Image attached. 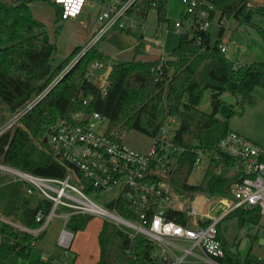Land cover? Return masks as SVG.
I'll return each mask as SVG.
<instances>
[{"label": "trees", "instance_id": "trees-1", "mask_svg": "<svg viewBox=\"0 0 264 264\" xmlns=\"http://www.w3.org/2000/svg\"><path fill=\"white\" fill-rule=\"evenodd\" d=\"M34 1H0V105L9 116L47 90L82 49L76 46L54 67L57 47L51 42L45 24L34 16L30 7ZM168 1L139 0L130 13L146 17L156 11L158 23L162 24L168 21ZM208 1L221 17L232 18L239 25L255 27L254 16L264 17V5L252 0ZM54 7L57 21L62 23V11ZM224 32L225 29L220 28L219 39L214 45L210 43L208 31L181 34L178 46L168 58L162 56L153 61L113 59L100 50L98 43L26 115L23 127L16 129L12 139L11 134L0 139V163L43 177L63 178L65 167L51 158L44 143L51 127L60 118L69 119L77 112H98L109 119L110 131H136L152 137L171 115L180 121L175 143L188 150L172 181L175 192L190 200L197 196L229 199L231 188L240 182L239 176L232 172L237 160L222 153L219 143L231 132L229 122L236 111L221 96L229 92L239 97L242 105L255 103V89L264 88V62L238 66L219 48ZM200 36L202 42L198 43ZM102 41L118 51L134 50L136 55L145 54L148 48L143 34L118 27ZM95 62L113 69L104 86L105 95L102 84H94L86 78ZM207 90L212 92L211 113L199 109ZM85 100H88L86 106ZM4 119L1 118L0 123ZM200 151L209 158V169L220 166L222 171L195 185L189 181ZM27 189L20 183L0 186V215L28 228H37L36 214L40 210L49 211L50 203L34 192L29 194ZM233 214L239 218L240 225L246 221L257 225L261 219L254 210L239 209L228 216ZM167 217L182 224L188 220L186 214L176 211L169 212ZM92 220L89 216H75L68 227L77 234L85 231ZM218 232L226 253L224 264H253L250 259L242 260L233 254L220 229ZM43 235L33 236L0 220V264H10L11 259H29L36 251L32 243ZM98 244L97 264H157L153 257L155 245L151 241L136 237L131 242L109 222L103 223ZM33 264H52V260H43L39 253Z\"/></svg>", "mask_w": 264, "mask_h": 264}, {"label": "built area", "instance_id": "built-area-1", "mask_svg": "<svg viewBox=\"0 0 264 264\" xmlns=\"http://www.w3.org/2000/svg\"><path fill=\"white\" fill-rule=\"evenodd\" d=\"M46 1L60 8L64 19H77L85 8L97 7L98 30L47 90L0 123V139L6 134H11L12 139L26 115L114 27L136 32L134 18L138 15L130 11L139 0ZM183 4L186 19L176 23L177 32H207L215 19L219 27L224 28L227 18L221 17L210 1L183 0ZM159 36L156 31L154 37ZM144 41L148 43L149 38L144 36ZM201 42L200 36L198 43ZM156 46L160 47V44L156 42ZM219 48L227 53L226 46ZM107 69V65L95 62L86 78L94 84H102ZM103 94H106L105 87ZM83 104L88 105V100ZM179 127L178 117L167 116L157 134L150 137L152 143L148 150L137 151L124 144L122 132L110 131L109 119L98 112H77L69 119L60 118L51 127L45 144L51 158L65 167L63 178L43 177L0 163L1 176L12 183L25 185L29 194L34 192L50 203L49 211L40 210L36 214L37 228H28L1 215L0 220L17 230L39 236L53 225L54 220L60 219L63 228L57 246L63 250L62 264H73L71 250L76 234L68 225L75 216L109 222L131 242L136 237L151 241L155 245L153 257L157 264H224L226 253L218 232L223 218L239 209L257 211L264 218V145L234 131L220 141V151L237 160L232 172L239 176L240 182L231 188L229 199L215 198L224 205L225 211L220 217L213 218L206 212L205 203L214 198L197 196L190 200L172 187L182 156L188 151L175 143ZM205 162H209V158L200 151L193 173L202 170ZM217 170L222 171L220 166ZM105 194L114 195L106 204L108 210L95 201ZM173 211L186 214L187 223L169 220L168 213ZM36 245L37 241H34L32 247Z\"/></svg>", "mask_w": 264, "mask_h": 264}, {"label": "rangeland", "instance_id": "rangeland-1", "mask_svg": "<svg viewBox=\"0 0 264 264\" xmlns=\"http://www.w3.org/2000/svg\"><path fill=\"white\" fill-rule=\"evenodd\" d=\"M30 7L34 16L45 24L51 42L55 43L57 47L53 59L54 67L60 65L76 46H85L89 43L98 30L99 9L97 7L85 8L77 19H63L62 23L57 21L58 13L51 2L36 0ZM185 14L186 9L183 0H169L167 4L168 21L165 23H158L156 11H151L146 17L136 16L134 18L137 24L136 33L149 38L147 44L150 50L145 54L136 55L134 50L118 51L104 41L99 42L98 47L101 51L110 55L111 58L122 61L135 59L153 61L162 56L168 58V55L178 46L180 36L183 34L176 31L175 25L185 21ZM216 20L208 30L212 45L219 39L220 27L217 24L218 20ZM253 24L255 27L239 25L232 18L226 19L221 45L227 47V57L238 66L264 62V36L262 34V32L264 33V17L254 16ZM141 26H145V28L141 29ZM156 31L160 33L158 38L154 37ZM156 42L160 44V47L156 46ZM211 96L212 92L210 90L205 91L199 105L200 110L211 113ZM254 97L255 103H244V105L240 103L241 99L239 97L229 92L224 93L221 99L235 107L236 114L230 120L229 128L256 144L264 145V88L257 87L254 91ZM8 116L6 109L0 105V119L5 118L4 120H6ZM121 139L124 144L137 151L148 150L152 143L149 136L136 131L123 132ZM214 173H218L217 168L209 169V162H205L202 170L194 172L189 182L198 185ZM6 183H8V179L3 178L0 174V186ZM113 196V194H105L98 200L95 199V201L108 210L106 204ZM205 207L206 212L213 218L220 217L225 211L224 205L220 204L219 199L215 198L207 201ZM109 212L115 214L110 210ZM103 223L102 219L93 218L86 230L75 236L72 251L81 246L76 264H96L99 251L97 236L95 237V235ZM62 228V221L56 219L44 239L38 240L40 242L38 245L42 247L44 252L47 253L49 248H53L57 249L56 255H61L60 259H53L52 264H62L63 250L57 246L58 235ZM219 229L226 246L233 254L239 256L242 260L248 258L253 264H264V245L260 244V240H264V218H261L257 225L249 221L240 225L239 218L233 214L223 218ZM38 258L39 253L33 251L29 259H11L10 264H33Z\"/></svg>", "mask_w": 264, "mask_h": 264}, {"label": "crops", "instance_id": "crops-1", "mask_svg": "<svg viewBox=\"0 0 264 264\" xmlns=\"http://www.w3.org/2000/svg\"><path fill=\"white\" fill-rule=\"evenodd\" d=\"M256 3H258V4H261V5H264V0H254ZM34 14V13H33ZM148 16V15H147ZM83 23V22H82ZM149 48V49H148ZM148 48H147V51H149L150 50V47L148 46ZM232 131V130H231ZM235 132V131H234ZM236 133H238V132H236ZM239 134V133H238ZM3 177V176H2ZM3 178H5V177H3ZM8 183H12L11 181H8ZM7 184V183H6ZM52 227V226H51ZM50 227V228H51ZM50 228L44 233V235L42 236V238L41 239H44V237L49 233V231H50ZM100 230H101V228L100 229H98V231H97V233H96V235H95V237L97 236V244H98V234H99V232H100ZM78 234V233H77ZM76 234V235H77ZM40 239V240H41ZM39 240V241H40ZM39 241H37V245H38V243H40ZM36 245V248H35V250L37 251V253H40L41 255H42V259L43 260H45V261H47L48 259H50V260H52V263H53V259H60L61 258V255H56V250L57 249H53V248H49V251L46 253V252H44L43 251V249H42V247L41 246H37ZM72 251V250H71ZM98 251H99V244H98ZM73 252V253H72ZM71 252V256H72V258H73V261H72V263H74V264H76V261L78 260V258H79V253L81 252V246L77 249V250H74V251H72ZM98 259H99V255H98ZM62 260V259H61ZM97 261L98 260H96V264H97Z\"/></svg>", "mask_w": 264, "mask_h": 264}, {"label": "water", "instance_id": "water-1", "mask_svg": "<svg viewBox=\"0 0 264 264\" xmlns=\"http://www.w3.org/2000/svg\"><path fill=\"white\" fill-rule=\"evenodd\" d=\"M206 44L208 45V44H209V41H207ZM148 49H149V48H148ZM112 71H113L112 67H108L107 72H106L105 79H104V81L102 82V88H104L105 84H106L107 81L109 80ZM44 143H47V139L44 140ZM260 244H261V245H264V240H263V239L260 240Z\"/></svg>", "mask_w": 264, "mask_h": 264}, {"label": "bare ground", "instance_id": "bare-ground-1", "mask_svg": "<svg viewBox=\"0 0 264 264\" xmlns=\"http://www.w3.org/2000/svg\"><path fill=\"white\" fill-rule=\"evenodd\" d=\"M221 204V203H220ZM211 214V213H210ZM214 216V215H213ZM216 217V216H215Z\"/></svg>", "mask_w": 264, "mask_h": 264}]
</instances>
